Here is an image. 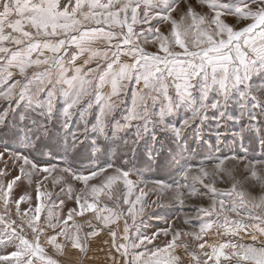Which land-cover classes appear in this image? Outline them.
<instances>
[{"label": "snow or ice", "instance_id": "1", "mask_svg": "<svg viewBox=\"0 0 264 264\" xmlns=\"http://www.w3.org/2000/svg\"><path fill=\"white\" fill-rule=\"evenodd\" d=\"M198 4L205 14L189 0H75L70 9L60 0H0V102L5 104L0 109V160L14 162L25 176L40 173L47 179L55 173L51 183L79 207L70 208L66 216L49 211L41 222L43 204L32 211L28 194L12 197L20 176L0 183L5 209L0 214V246H14L0 255V264H57L46 257L43 245L62 252L69 243L81 254L76 264H82L88 239L104 227L111 264H264V155L249 157L247 148L220 150L229 140L235 143L254 134L264 146V86L249 83L253 73H264V0ZM232 17L243 23L229 22ZM137 25L147 28L137 31ZM133 81L136 87L127 106L125 96ZM106 85L110 92L104 91ZM20 101L27 108L17 116L12 104ZM60 102L62 108L57 107ZM122 106L117 119L114 114ZM209 123L218 155L186 161L171 183L151 182L153 190L172 193L181 209L186 196L206 197L209 204L197 206L194 216L177 217L185 225L198 221L199 229L178 227L174 220L146 234L136 224L147 194L144 181L130 178L136 160H159L188 131L202 141ZM114 136L122 143L115 158ZM52 146L61 157L56 163L44 158ZM198 148L191 152L199 155ZM81 159L95 163L83 168L75 163ZM228 164L249 174L260 193H247L234 177L230 187H216L213 177H232ZM0 176H7V170ZM77 183L83 185L79 190ZM120 184L126 189L122 205H127V216L119 197L113 207L88 202L89 196L99 201L101 194L112 200ZM140 184L144 187L136 194ZM42 186L37 181V200L52 196ZM25 200L29 209L21 212ZM63 204L61 200L59 206ZM85 211L96 214L100 223L90 225L81 237L74 217ZM121 218L124 226L118 234L109 224ZM129 218L136 226L134 236ZM214 225L229 239H207ZM148 245L152 247L139 251ZM181 247L187 261L178 252Z\"/></svg>", "mask_w": 264, "mask_h": 264}, {"label": "rangeland", "instance_id": "2", "mask_svg": "<svg viewBox=\"0 0 264 264\" xmlns=\"http://www.w3.org/2000/svg\"><path fill=\"white\" fill-rule=\"evenodd\" d=\"M62 5H67L69 9L71 8L72 4L75 3V0H71V3H69V0H60ZM189 2L193 5L195 10L198 13L205 14L206 9H204L202 6L198 4V0H189ZM231 23L241 24L243 21H239L236 18L232 17L230 18ZM143 28H147V25H137V31H139ZM151 39V37H149ZM7 46V45H6ZM149 50H152L151 45H149ZM82 61L78 60V63ZM250 84H252L256 88H260L261 86H264V73L255 72L252 74L251 80L249 81ZM135 82L129 84V92L125 96V104L127 106L131 105V90L135 88ZM105 92H110L111 88L110 85H106ZM5 106L3 102H0V109H2ZM58 108H62V102L57 104ZM12 108L16 111L17 116L20 112H24L27 108L26 101H20V102H14L12 104ZM159 109V104H157V110ZM124 111V107L120 110H118L117 113L114 115L117 119H119V113ZM257 111H259L257 109ZM94 113H98V107L94 106ZM211 115V112L209 113ZM79 116V113L75 116H73V120H77ZM60 119L62 120V115L60 116ZM89 119H94L93 114L89 115ZM55 122V118H54ZM122 122V121H121ZM59 123H56V127L59 128ZM211 127V124L209 123L208 127L205 128L204 132V138L202 141L196 140L194 131H188L186 132V139H183L175 144H172L169 146V150L165 153L163 157H161L157 161H148L146 158L137 159L135 162V170L134 174L130 177L131 179L135 181H144L145 184H147V194L144 197L143 204H144V212L142 215L137 217L136 224L141 227V231H144L146 234L150 233L151 231L155 230L156 227H164V221H168L169 223H172L174 220L178 227L181 228H189L194 227L196 230L199 229V222L196 220H192L190 225H185L183 223V218L177 219L178 216H181V214H187L190 216H194L197 210V206L204 205L207 206L209 204V200L205 197L201 199L199 196L195 197H187L186 196V203L181 209L180 205L176 203L172 198V193L170 192H161L159 190H153L152 187V181H163L164 183H171L173 179L179 178L178 173L180 169V165L185 163L186 161H204L209 158V156L217 153V146L215 144L214 139H210L209 137L212 136V133L209 131ZM134 131V129H133ZM151 131V125H149V132ZM109 132L111 134L112 129H109ZM124 133L121 131L119 133V136H123ZM147 135V134H146ZM119 136H114L113 140V158L119 156L120 151L122 149V143L119 138ZM197 145H199L198 153L199 155H195L191 152V149L197 148ZM22 146V145H19ZM231 148L232 151H240L243 148L248 149V156H256L261 157L264 155V146L260 143V137L259 135L254 134L253 136H250L243 141H240L237 139L235 143H233L232 140H229L227 144L221 148V151H227L228 148ZM56 150L54 146L50 148L45 149V159H51L53 163L58 162L61 160L60 156H57ZM130 155V154H129ZM76 165L88 168L91 166V163H95V161L90 162L87 159H81L75 161ZM227 168L230 170H233L232 177H229L227 173H223L220 175H217L213 177L216 182V187L218 188H227L231 186V179L234 177L235 180L240 184V186L249 194L251 195H258L260 193V187L258 184L253 182L250 179L249 174H246L243 172L242 169L235 170L234 166L231 164L227 165ZM4 170H7V176H0V183H6L8 180H11L14 176H20V180L17 181V183L14 185L13 191H12V197L15 199H19L20 196L24 194H28L31 197V209L34 211L35 205L37 203L43 204L42 211L40 214L41 222H46L48 217V212L51 211L53 213V216H66L68 213V210L70 208L76 207L79 211V207L76 205L74 199H69L66 195H63L60 192V188L56 185H53L51 183V177L55 175V173H52L48 176L47 179L40 173H35L30 176H25L19 172V167L14 162L9 163L8 160H0V172H3ZM27 171V169H26ZM221 176L223 177L221 179ZM37 181H43V186L41 188V191L47 193L49 191L52 192V196L49 198L47 195L41 197L39 200H37L36 196V183ZM191 182V181H190ZM119 183V182H118ZM77 190H79L80 187H83L82 183H77L75 185ZM115 187V186H114ZM144 184H140L137 188L136 194H139V188H143ZM196 187L199 189L200 192H204L205 189L202 185H200L198 182H196ZM126 191V189L123 188L122 184H120V189L114 190L112 192L113 199L110 200L103 194H101L99 201H94L91 196L88 198V202H96L98 204V207L103 208L105 204L108 207H113L116 202V197H119V203L122 205L123 201V193ZM134 198V197H133ZM61 200L64 201L63 207H60ZM158 201V203H156ZM83 202V201H82ZM49 205H52L51 208H49ZM125 209V216H127V205H122ZM139 207V205H138ZM26 209H29V202L27 200L20 203V211L24 212ZM5 209L2 205H0V214L4 213ZM15 212H16V206L14 203V200L11 203V214L12 218L15 219ZM102 215H108V213H103ZM215 219V217H214ZM74 221L81 226V232L80 235L83 237L86 232L90 230V225H96L99 224L100 221L96 219V214H94L91 211H85L82 215H77L74 217ZM72 221H69V225H72ZM128 223L130 225V234L132 236L135 235V229L136 226L133 225L132 220L129 218ZM220 224H223V220H219ZM147 226L145 228L144 226ZM103 227V225H101ZM124 226L123 219H114L112 223L109 224V227H112L116 229L118 234H122V229ZM2 227V225H0ZM49 234H52V230L49 229ZM223 233V228H217L215 225L213 228L208 230V236L207 239L213 240V239H219V240H226L229 239L227 236L221 235ZM30 235V233H29ZM62 239V238H61ZM163 239V237H161ZM45 240L44 236H41V242ZM109 240L108 230L107 227L103 228V231L98 230V235L90 237L87 242V254L82 257V264H111V258L109 255V244L106 243V241ZM233 242H236L233 240ZM259 241H257V244ZM44 246V251L46 257H50L54 261L57 262V264H76V261L78 258L81 257V254L78 250L71 247V244H67L63 251H58L55 246L51 244H46ZM152 245H148L147 248L139 249V251H147L149 248H151ZM14 250L13 245H9L7 248H4L0 246V255H4L9 251ZM178 252L181 256L184 257V259L187 261L188 254L185 252L183 247L178 249ZM119 259V257H117ZM35 260L36 258L33 257ZM232 264H235V261L232 262Z\"/></svg>", "mask_w": 264, "mask_h": 264}]
</instances>
